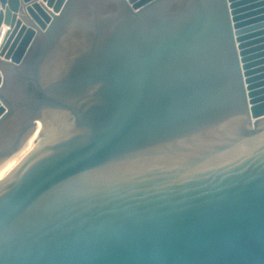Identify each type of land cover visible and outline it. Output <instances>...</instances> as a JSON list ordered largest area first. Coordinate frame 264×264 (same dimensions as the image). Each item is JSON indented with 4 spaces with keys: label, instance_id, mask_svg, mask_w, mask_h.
Here are the masks:
<instances>
[{
    "label": "water",
    "instance_id": "95a60500",
    "mask_svg": "<svg viewBox=\"0 0 264 264\" xmlns=\"http://www.w3.org/2000/svg\"><path fill=\"white\" fill-rule=\"evenodd\" d=\"M0 0V264H264V0Z\"/></svg>",
    "mask_w": 264,
    "mask_h": 264
},
{
    "label": "bare ground",
    "instance_id": "6f19581e",
    "mask_svg": "<svg viewBox=\"0 0 264 264\" xmlns=\"http://www.w3.org/2000/svg\"><path fill=\"white\" fill-rule=\"evenodd\" d=\"M39 4L40 0H37ZM45 5V3H42ZM8 28L5 26H1V31H0V43L2 42V39L4 37V34ZM40 132V126L37 123L36 128L34 132L31 134V136L27 139V141L23 144V146L15 152L13 155H11L1 166H0V177L8 170L10 169L33 145L34 141L38 137Z\"/></svg>",
    "mask_w": 264,
    "mask_h": 264
}]
</instances>
